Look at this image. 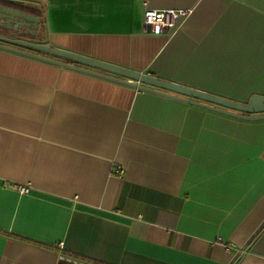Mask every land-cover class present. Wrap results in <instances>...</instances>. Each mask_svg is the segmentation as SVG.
I'll return each mask as SVG.
<instances>
[{
  "label": "crops",
  "instance_id": "crops-1",
  "mask_svg": "<svg viewBox=\"0 0 264 264\" xmlns=\"http://www.w3.org/2000/svg\"><path fill=\"white\" fill-rule=\"evenodd\" d=\"M10 1L54 47L264 95V0ZM146 7L188 15L153 34ZM0 264H264V119L0 48Z\"/></svg>",
  "mask_w": 264,
  "mask_h": 264
},
{
  "label": "water",
  "instance_id": "water-1",
  "mask_svg": "<svg viewBox=\"0 0 264 264\" xmlns=\"http://www.w3.org/2000/svg\"><path fill=\"white\" fill-rule=\"evenodd\" d=\"M40 21L41 18L34 14L0 4V48L237 118L264 119V95L262 94H252L247 101L241 102L54 47L36 38Z\"/></svg>",
  "mask_w": 264,
  "mask_h": 264
},
{
  "label": "built area",
  "instance_id": "built-area-1",
  "mask_svg": "<svg viewBox=\"0 0 264 264\" xmlns=\"http://www.w3.org/2000/svg\"><path fill=\"white\" fill-rule=\"evenodd\" d=\"M188 12L183 9H154L146 7L143 11L142 22L153 34L170 35L184 22ZM20 193H28L30 187L26 184H16Z\"/></svg>",
  "mask_w": 264,
  "mask_h": 264
},
{
  "label": "trees",
  "instance_id": "trees-1",
  "mask_svg": "<svg viewBox=\"0 0 264 264\" xmlns=\"http://www.w3.org/2000/svg\"><path fill=\"white\" fill-rule=\"evenodd\" d=\"M0 4L4 5V6H7V7H11V8L17 9V10H20V11H24V12H27V13L34 14V15H36L38 17L42 16L41 10H38V9H35V8H31V7H27L25 5L19 4L18 2H13V1H10V0H0ZM39 29L43 30V24H41ZM37 36L39 37L38 33H37ZM37 36H36V38H37Z\"/></svg>",
  "mask_w": 264,
  "mask_h": 264
}]
</instances>
